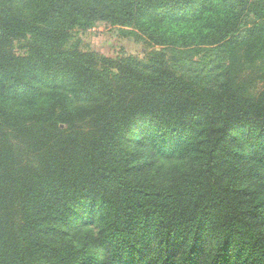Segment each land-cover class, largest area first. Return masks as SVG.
Masks as SVG:
<instances>
[{
    "label": "trees",
    "instance_id": "trees-1",
    "mask_svg": "<svg viewBox=\"0 0 264 264\" xmlns=\"http://www.w3.org/2000/svg\"><path fill=\"white\" fill-rule=\"evenodd\" d=\"M177 17L226 52L216 85L67 46ZM263 57L264 0H0V264H264Z\"/></svg>",
    "mask_w": 264,
    "mask_h": 264
},
{
    "label": "rangeland",
    "instance_id": "rangeland-1",
    "mask_svg": "<svg viewBox=\"0 0 264 264\" xmlns=\"http://www.w3.org/2000/svg\"><path fill=\"white\" fill-rule=\"evenodd\" d=\"M20 5V2H17ZM148 20V19H147ZM142 19L141 23L118 26L108 24L105 20L88 22L79 20L69 29V45H76L80 50H93L100 55L124 57L139 65H152L153 60L148 51L155 46L164 50V59L180 74L199 83L207 82L216 85L225 73L224 66L228 63L225 51L218 45L206 44L199 38L196 29L183 31L188 27L187 18L179 17L173 22L172 31L153 30L147 28L149 23ZM185 21V22H184ZM185 26V27H184ZM164 38V42L155 44L153 39ZM18 53L22 52L21 45L16 43ZM243 61L242 52L239 53ZM219 66L221 68H219ZM244 75H248L247 94L254 95L264 86V57L255 61Z\"/></svg>",
    "mask_w": 264,
    "mask_h": 264
}]
</instances>
